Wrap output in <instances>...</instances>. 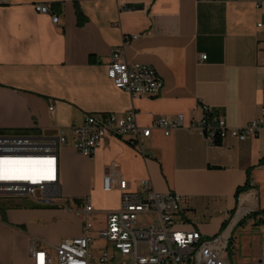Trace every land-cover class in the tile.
Here are the masks:
<instances>
[{"label": "crops", "instance_id": "1", "mask_svg": "<svg viewBox=\"0 0 264 264\" xmlns=\"http://www.w3.org/2000/svg\"><path fill=\"white\" fill-rule=\"evenodd\" d=\"M257 1L0 0V131L49 132L82 124L89 115L124 116L131 109L139 126L151 127L178 114L201 119L203 105L232 129L250 124L264 97V28L257 27L264 5L257 8ZM36 4L49 5L59 25L38 14ZM119 48L129 64L155 68L164 82L158 96L134 98L113 85L107 66ZM59 161L61 202L55 207L0 200L6 217L0 211V264H34L33 244L49 249L80 236L84 207L75 211L70 201L89 200L90 219L103 229L107 212L121 200L117 187L103 190L108 171L129 191L141 192L140 182L149 179L157 193L182 196L178 225L204 236L218 235L225 222L232 230L251 214L264 222V127L246 141L228 137L220 145L190 128L169 136L153 129L142 150L108 137L92 158L66 146Z\"/></svg>", "mask_w": 264, "mask_h": 264}, {"label": "built area", "instance_id": "2", "mask_svg": "<svg viewBox=\"0 0 264 264\" xmlns=\"http://www.w3.org/2000/svg\"><path fill=\"white\" fill-rule=\"evenodd\" d=\"M263 5L264 0L256 2L257 8ZM34 8L38 14L51 15L52 23L59 25L60 17L48 5L36 4ZM257 27L264 28V19ZM200 59L205 61L207 56L201 55ZM107 76L117 89L134 98L156 97L164 87L163 79L154 67L129 64L121 49L113 52ZM202 107L204 115L201 119L187 120L184 114H178L174 118L160 117L151 127L139 126L136 111L131 109L124 116H89L82 125L62 127L48 136L0 133V161L39 162L0 165V177H16L0 178V197H31L52 204L60 194L58 149L70 142L81 156L91 158L108 137L126 138L131 146L138 148L145 138L151 136L153 129H160L169 136L177 129L190 128L211 144H219L228 137L246 141L264 127V97L258 118L237 129L230 128L221 117L211 114L208 106ZM49 110L53 111L54 107ZM140 184L141 192L129 191L121 176L108 171L103 178V190L111 192L117 187L121 201L118 209L107 212L105 227L95 228L90 219L94 208L89 200H83V234L62 240L54 251L37 249L33 244L30 253L35 264H115L116 252L124 258L131 257L132 264H233L229 258L231 228L213 237L204 236L198 230L179 229L175 215L182 211L183 197L173 192L157 193L149 179ZM95 237L105 245L93 252ZM256 264H264V253Z\"/></svg>", "mask_w": 264, "mask_h": 264}, {"label": "rangeland", "instance_id": "3", "mask_svg": "<svg viewBox=\"0 0 264 264\" xmlns=\"http://www.w3.org/2000/svg\"><path fill=\"white\" fill-rule=\"evenodd\" d=\"M0 200H3V202H5L6 204L8 203L22 204L25 207H31V205H35L37 207H42V208L55 207V206L41 205L26 198H7V199L3 198ZM59 202L61 201L59 200ZM69 206L76 211V210H81L84 207V203L83 205H80L78 203H74L73 201H70ZM76 217H77L76 220L81 221V218L79 216ZM76 220L74 221L77 223ZM82 221L84 222V220ZM192 222L196 223V221L195 222L192 221ZM178 228L182 230H186L184 229V226H178ZM74 229H75L74 227L70 228L68 232L66 230L67 234L73 233ZM190 230H196V229L195 227L191 226ZM208 233L211 234L212 233L211 230ZM218 233H220V231ZM231 234L232 237H231L230 253L233 263L255 264L256 259L264 251V223L261 224L260 216H258L257 218L247 217L240 225H236L233 227ZM103 245H105V242L98 240L97 237H95V245L93 247V252L96 251L98 247H102ZM114 263L132 264V258L131 257L124 258L116 252ZM53 264H55V262Z\"/></svg>", "mask_w": 264, "mask_h": 264}, {"label": "bare ground", "instance_id": "4", "mask_svg": "<svg viewBox=\"0 0 264 264\" xmlns=\"http://www.w3.org/2000/svg\"><path fill=\"white\" fill-rule=\"evenodd\" d=\"M49 6V5H48ZM50 7V6H49ZM51 9V8H50ZM120 49V48H119ZM117 50V49H116ZM122 53V52H121ZM113 54V53H112ZM207 60V59H206ZM205 60V61H206ZM120 90V89H119ZM204 106H206V105H204ZM51 107V106H50ZM54 107V106H53ZM50 109V108H49ZM202 110H203V107H202ZM211 114H214V115H216L215 113H212V111H211ZM107 115H110V114H107ZM89 116H101V115H89ZM89 116H87V117H89ZM119 116V115H118ZM87 117L85 118V120L87 119ZM85 120H84V122H85ZM84 122L82 123V124H84ZM82 124H77V123H73V124H71V125H69V126H66V127H70V126H72V125H82ZM153 125V124H152ZM60 128H62V127H56V128H54V129H52V130H50L49 132H46V131H42L41 133H31V132H27V133H9V134H20V135H22V136H26V135H33V136H41L40 134H42V135H45V136H48V135H52V134H55ZM160 130V129H159ZM165 134V133H164ZM205 138V137H204ZM120 139H123V138H120ZM146 139V138H145ZM207 140V139H206ZM144 141V140H143ZM143 141H142V143H141V146H139L138 147V149H140V150H142V144H143ZM127 142H128V140H127ZM209 142V141H208ZM223 143V142H222ZM222 143H219V144H213V145H220V144H222ZM129 144V143H128ZM66 146H71L72 147V145H71V142L68 144V145H66ZM66 146H62V147H66ZM62 147H60L59 149H58V157H59V150L62 148ZM73 148V147H72ZM74 149V148H73ZM75 150V149H74ZM76 151V150H75ZM77 152V151H76ZM78 153V152H77ZM79 154V153H78ZM94 155V154H93ZM93 157V156H92ZM91 157V158H92ZM88 158V157H87ZM60 162V161H59ZM59 192H60V183H59ZM3 198H26V199H29V200H32V201H34V202H36V203H38V204H41V205H45V206H55V205H57V204H59L60 202H59V200H61V195L59 194V196L57 197V198H55V200L53 201V203L52 204H44V202H42V201H39V200H36V199H33V198H31V197H0V199H3ZM121 201V200H120ZM84 211V210H83ZM183 212V206H182V211L180 212V213H182ZM82 216H83V212H82ZM175 219H176V215H175ZM83 220H84V216H83ZM176 221H177V219H176ZM179 225H181V224H179ZM83 230H84V226H83ZM82 234H83V231H82ZM81 234V235H82ZM80 235V236H81ZM79 237V236H78ZM232 237V236H231ZM55 247H57V246H52L51 248H50V250H52V251H54L55 249ZM37 249H39V248H37ZM230 249H231V240H230V248H229V258L231 259V253H230ZM33 259V258H32ZM35 259V258H34ZM56 259V257H55V254H54V256H53V260H55ZM231 261H232V259H231ZM233 262V261H232ZM34 264H35V260H34ZM234 264V263H233Z\"/></svg>", "mask_w": 264, "mask_h": 264}, {"label": "trees", "instance_id": "5", "mask_svg": "<svg viewBox=\"0 0 264 264\" xmlns=\"http://www.w3.org/2000/svg\"><path fill=\"white\" fill-rule=\"evenodd\" d=\"M76 12H77L78 24L81 25L85 20H84V17H83V15H82V12H81V10L79 9V7H77ZM23 132H24V133H27V132H29V131H28V130H24V131H21V132H18V133H23ZM0 133H2V134H9V133H5V132H1V131H0ZM246 190H247V186H244V187H242V188H238V190H237V192H236V196L238 197L241 193H243V192L246 191ZM0 211H1V214H2V220L5 222V221H6L5 210H3V209L0 208ZM257 215H258V214H251V215H249L248 217H256ZM244 220H245V219H244ZM244 220H242L241 222H239L238 225H240ZM260 222H261V224L264 223L263 221H260ZM227 226H228V223L225 222V223L222 225L221 229H220V233L224 232V231L226 230ZM220 233H219V234H220ZM215 236H216V235H215Z\"/></svg>", "mask_w": 264, "mask_h": 264}, {"label": "snow or ice", "instance_id": "6", "mask_svg": "<svg viewBox=\"0 0 264 264\" xmlns=\"http://www.w3.org/2000/svg\"><path fill=\"white\" fill-rule=\"evenodd\" d=\"M30 163H39V162H34V161H9V160H5V161H0V165H12V164H30ZM0 178H16V177H12V176H3ZM27 178V177H25Z\"/></svg>", "mask_w": 264, "mask_h": 264}]
</instances>
